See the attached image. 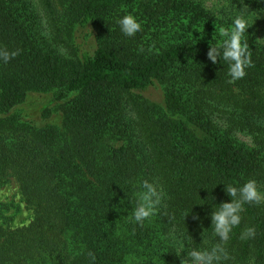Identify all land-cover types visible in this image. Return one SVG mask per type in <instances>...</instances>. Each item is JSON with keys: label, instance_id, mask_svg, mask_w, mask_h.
I'll return each instance as SVG.
<instances>
[{"label": "trees", "instance_id": "1", "mask_svg": "<svg viewBox=\"0 0 264 264\" xmlns=\"http://www.w3.org/2000/svg\"><path fill=\"white\" fill-rule=\"evenodd\" d=\"M37 3L49 39L30 2L0 0V50L18 52L0 59V185L14 178L33 212L0 227V264H92L89 253L95 264H180L172 234L211 247L224 185L255 180L264 193V46L247 30L253 66L229 83L228 64L207 53L232 24L188 0ZM126 14L142 24L134 37L116 23ZM143 180L166 199L141 226L130 217ZM241 216L221 264H264V203ZM249 227L255 237L241 239Z\"/></svg>", "mask_w": 264, "mask_h": 264}, {"label": "clouds", "instance_id": "2", "mask_svg": "<svg viewBox=\"0 0 264 264\" xmlns=\"http://www.w3.org/2000/svg\"><path fill=\"white\" fill-rule=\"evenodd\" d=\"M259 2L264 3V0ZM116 23L126 37H134L142 30V24L132 14L123 15ZM250 27L249 19L242 13L238 14L232 19L230 28L223 26L218 28L221 39L218 44L209 47L208 60L215 64L222 58L228 64V75L231 77L229 83L242 79L246 75L245 69L253 66L247 39V30ZM16 55L18 52L9 53L7 50H0V59L4 62H8ZM137 188L138 190L134 193L136 205L130 220L142 226L145 221L156 215L166 199V193L158 183L148 180L141 181ZM224 190L230 202L221 203L219 206L213 205L215 210H212L209 217L216 242L211 247L205 248L199 246L185 248L183 243H180L177 248L180 264H221L222 261L227 260L229 256L226 245L233 229L241 224L244 205L264 203V193L258 189L255 180H248L240 187L224 185ZM113 207L118 212L121 211L116 205ZM193 219L198 220L199 217H193ZM255 234V229L249 227L241 234V239L254 238ZM182 253L184 255H181ZM89 256L92 264H95V255L89 253Z\"/></svg>", "mask_w": 264, "mask_h": 264}, {"label": "rangeland", "instance_id": "3", "mask_svg": "<svg viewBox=\"0 0 264 264\" xmlns=\"http://www.w3.org/2000/svg\"><path fill=\"white\" fill-rule=\"evenodd\" d=\"M30 2L32 8L41 18L37 0H26ZM154 0H136L135 7H139L145 2ZM194 5L200 6L206 13H209L215 21L232 24V19L238 14H244L250 21L248 29L254 40L264 46V8L258 0H188ZM222 17V19H220ZM38 31L46 38H50L43 20L38 22ZM94 35V33H92ZM54 92V91H52ZM153 101L161 100V90L151 89L143 93ZM51 94H33L29 97L23 109L35 107L40 102L46 100ZM130 111H125V117L129 119ZM215 121L221 122L222 114H214ZM236 138L250 144L251 138L244 133H237ZM155 183V182H154ZM33 219V212L27 207L21 196L19 186L14 178L9 177L0 185V227L4 229H16L28 225ZM177 247L181 243L175 234L171 235ZM179 254V253H178ZM181 255H184L183 253Z\"/></svg>", "mask_w": 264, "mask_h": 264}]
</instances>
